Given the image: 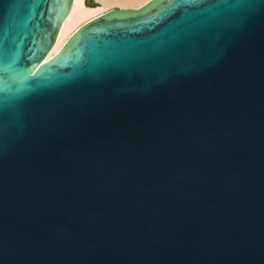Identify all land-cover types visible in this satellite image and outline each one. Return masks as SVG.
Instances as JSON below:
<instances>
[{
  "label": "water",
  "instance_id": "obj_1",
  "mask_svg": "<svg viewBox=\"0 0 264 264\" xmlns=\"http://www.w3.org/2000/svg\"><path fill=\"white\" fill-rule=\"evenodd\" d=\"M72 1L0 0V264H264V0Z\"/></svg>",
  "mask_w": 264,
  "mask_h": 264
},
{
  "label": "bare ground",
  "instance_id": "obj_2",
  "mask_svg": "<svg viewBox=\"0 0 264 264\" xmlns=\"http://www.w3.org/2000/svg\"><path fill=\"white\" fill-rule=\"evenodd\" d=\"M148 1L149 0H95L98 4L97 7L89 8L86 5V0H73L60 26L56 41L47 54V58L57 52L72 32L88 20L115 7L138 8Z\"/></svg>",
  "mask_w": 264,
  "mask_h": 264
},
{
  "label": "trees",
  "instance_id": "obj_3",
  "mask_svg": "<svg viewBox=\"0 0 264 264\" xmlns=\"http://www.w3.org/2000/svg\"><path fill=\"white\" fill-rule=\"evenodd\" d=\"M86 5H87V7H89V8L97 7V5H95V3H93V2L90 1V0H87V1H86Z\"/></svg>",
  "mask_w": 264,
  "mask_h": 264
},
{
  "label": "rangeland",
  "instance_id": "obj_4",
  "mask_svg": "<svg viewBox=\"0 0 264 264\" xmlns=\"http://www.w3.org/2000/svg\"><path fill=\"white\" fill-rule=\"evenodd\" d=\"M87 1V0H86ZM90 1H92L93 3H95V5H98L96 2H95V0H90ZM115 8H121V7H115Z\"/></svg>",
  "mask_w": 264,
  "mask_h": 264
}]
</instances>
